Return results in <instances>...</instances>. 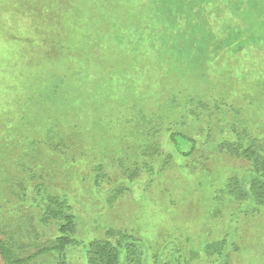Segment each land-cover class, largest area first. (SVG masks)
<instances>
[{
	"label": "rangeland",
	"instance_id": "1",
	"mask_svg": "<svg viewBox=\"0 0 264 264\" xmlns=\"http://www.w3.org/2000/svg\"><path fill=\"white\" fill-rule=\"evenodd\" d=\"M39 4L44 6L39 8ZM83 6V0H0V96L6 98L10 112L23 107L26 119H41L37 116L43 114L41 122L50 130L46 138L45 130L39 134L42 128L34 127L28 141L20 138L17 149L7 151L11 152L6 154L10 163L17 160L10 169L11 181L7 186L0 184L6 199L15 203L21 197L29 202L35 193L41 180L35 169L27 168L28 164L45 167L52 174L54 171L55 179L49 176L43 182L48 191L54 192L56 186L70 200L77 218V239L82 243L67 248L65 258L71 264H84L83 245L90 238H103L107 228L120 230L137 241L139 264H264V208L245 215L249 207L226 195L223 187L234 175L247 181L250 166L240 158L223 155L217 148L222 135L235 137L237 132L259 136L264 142L262 44L263 52L253 48L236 54L223 51L220 59L207 67L205 78L198 73L196 79L183 69L181 78L172 76L162 81V71L158 72L161 68L149 63L153 76L149 90L158 94L150 98L161 102L178 96L175 104L181 108L171 110L164 105L159 109L162 102L155 104L157 108L147 111L148 119L144 121L158 117L156 123L140 122L141 128L134 121L135 126L126 127L122 120L132 115L126 105L130 99L121 101L126 95H118L135 88L140 92V86H128L122 76L114 73L116 84H111L115 85L114 101L119 103L112 108L96 103L94 96L76 98L72 89L82 67L95 72L96 83L101 81L98 74H105L92 62L82 66V57L70 47L73 33L68 26L82 13L74 7ZM24 7L37 9L42 15L40 19L32 13L25 30L21 27ZM218 15H211L217 34L229 20L226 14ZM41 20L43 29L51 33L49 39L44 36L39 42L43 47L30 44L25 36L30 34L31 41L36 42L39 33L35 24ZM60 77L67 85L65 97L61 95L65 89L57 87ZM85 78L83 74L79 81ZM31 103L34 105L26 107ZM140 110L135 118L141 117ZM179 131L195 139L192 146L190 142L182 143L184 151L193 148L189 158L178 155L168 139L172 132ZM31 140L37 143H29ZM166 156L167 167L159 172ZM98 163H103L101 171H95ZM25 168L30 173H25ZM125 169H136V174L128 180L130 172L124 174ZM95 176H99L97 182ZM116 188L125 190L113 193ZM27 211L34 218L38 213ZM25 218L19 221L6 215L5 220L22 222L32 231L31 216ZM37 230L36 243L48 247L54 227L41 226ZM0 235L10 241L22 239L21 232L11 226ZM223 240L221 257L215 250L222 247ZM210 244L213 251L206 250ZM120 263L126 264L123 253Z\"/></svg>",
	"mask_w": 264,
	"mask_h": 264
},
{
	"label": "trees",
	"instance_id": "2",
	"mask_svg": "<svg viewBox=\"0 0 264 264\" xmlns=\"http://www.w3.org/2000/svg\"><path fill=\"white\" fill-rule=\"evenodd\" d=\"M83 2V8L74 7L82 12L81 15L68 26L70 32L73 33L70 36V41H72L70 47L74 53H79L82 57V66L92 62L99 69H104L105 74L101 77L98 74L97 77L101 78V81L96 83L93 80L95 72H88V66L82 67V71L75 75L77 79L72 82V89L76 93V98L81 99L82 95L94 96L97 99L96 103L101 102L104 103L105 108L107 106L112 108L119 103L114 101L115 85L111 84L113 81L116 84L114 73L118 74L117 76H122L126 85L140 86V92H137V88H135L128 92L124 91L123 95H118H126L121 101L130 99L126 105H129L128 109L132 115L122 120L126 127L135 126L134 121L156 123L159 120L158 117L147 121L144 119H148L145 117V113L151 108H157L158 103L162 102L159 109L164 105L169 106L171 110L181 108L179 103H177L178 106L175 104V101H179V97L176 95L170 99H168L169 97L161 99V102L159 100L154 102V99L150 98L158 95L157 93L151 94L149 90L153 80L150 65L155 64L161 68L158 72L162 71V74H156L162 81L170 80L172 76L181 78L182 74L180 73L183 69L189 74L191 73V76H196L197 79L198 73L204 75L205 78L207 67L219 60L220 53L223 51L236 54L239 51L253 48L258 52H263L261 49L264 47V0H83ZM26 6L35 7L36 5L26 4ZM41 6L44 5H38L39 8ZM27 8H21V14L25 15V22H21V27L24 30L28 28L27 21H30L34 14L40 19L42 17L37 13V9ZM218 12L226 14L229 20L224 21L223 30L217 34V32H213L211 15L217 17ZM42 21L39 22V25L35 24L36 31L39 33L36 42L33 39L31 41L30 34H25L26 38L30 40V44H37L39 47H43L39 42L43 40L44 36H48L49 39V34H51L43 29ZM261 44L263 47H260ZM82 49L87 52H82ZM163 49L165 51H162ZM46 52L43 51L42 54ZM168 56L171 60H167L166 63L165 60ZM79 67L81 66L79 65ZM83 74L86 78L79 81ZM57 84L59 89L61 87L65 89V92H61V95L64 94L65 97L67 85L61 77ZM97 84L98 86H96ZM77 101L79 102V100ZM7 104L6 98L0 96V184L3 186H7V182L11 181L10 169L13 168L14 162L17 160L14 159L13 163H10V156H6V154L10 155L11 152L7 151L12 148L13 151L16 150L17 145L20 144V138L28 141V138L33 136L30 131L34 127L42 128L39 134L45 130L43 134L46 138L49 137L50 131L46 130L41 122L43 114L35 115L41 119L31 117L26 119L23 107H18V112H10ZM32 105L34 103L28 104L26 107ZM63 108L65 107H61V109ZM138 110L142 115L135 118L134 115L136 116ZM142 126L143 124L140 123L139 127L142 128ZM206 136L208 138L209 135ZM42 138L43 136H41ZM168 139L178 155L186 158L192 155L191 149L193 148L190 147L186 149L188 151H184L181 147L182 143L188 144L189 142L192 146L195 141L193 137L179 131L172 132ZM219 140L217 148L220 153L229 158H240L250 166V178L247 181L244 182L240 177L234 175L228 177L223 185L226 195L246 204L245 207H249L246 209L245 215L250 216L253 214L252 212L264 208V142L259 136L248 132H237L235 137H231L229 134L222 135ZM30 142L37 143L35 140ZM40 142L42 141L39 138ZM46 145L47 143L42 144V146ZM28 149L30 150V148ZM167 159L166 156L165 163L161 165L159 172L167 167L169 161L166 162ZM102 164L98 163L95 171H101ZM27 168L35 169L41 180L40 183H37L35 193L31 194L29 202L20 197L15 203H12V199L7 200L4 190L0 189V201H5L0 205V232H5L11 226L12 229H16L22 234L21 241H10L0 235V260L3 264H38L42 262L71 264L65 258L67 248L82 245L81 241L77 239V218L73 214L72 204L64 193H59L56 186L53 185L57 189L54 192L48 191L46 188L44 179L49 176L55 179L54 171L52 174L51 171H46L45 167H35L32 164H28ZM27 168H25V173H30ZM128 170L130 172L129 180L136 174V169H125L123 170L124 174ZM98 177L94 178L96 182ZM112 190L113 193H121L125 189ZM126 190L128 191V189ZM30 209L38 212L35 218L32 213L28 215L29 211L27 210ZM6 215H9V219L16 218L19 221L26 219V215L31 216L32 231L24 228L22 222L19 221L8 223L5 220ZM41 226L54 227V238L48 247L39 246L36 243L37 229ZM221 243L223 248L219 247L215 252L223 257L221 249L225 248V240ZM137 246V241L130 235L117 229L107 228L103 238H90L83 245L84 264H121V253H123L126 264H139L141 255ZM233 246L235 247L234 243ZM33 247L34 251H29ZM212 247V244L207 245L206 250L213 251ZM228 256L227 253L226 257Z\"/></svg>",
	"mask_w": 264,
	"mask_h": 264
}]
</instances>
